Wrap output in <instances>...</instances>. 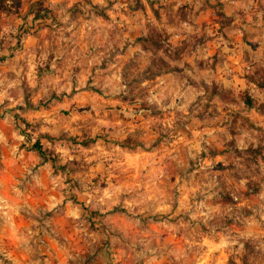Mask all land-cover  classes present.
<instances>
[{"label":"rangeland","instance_id":"1","mask_svg":"<svg viewBox=\"0 0 264 264\" xmlns=\"http://www.w3.org/2000/svg\"><path fill=\"white\" fill-rule=\"evenodd\" d=\"M0 264H264V0H0Z\"/></svg>","mask_w":264,"mask_h":264},{"label":"trees","instance_id":"2","mask_svg":"<svg viewBox=\"0 0 264 264\" xmlns=\"http://www.w3.org/2000/svg\"><path fill=\"white\" fill-rule=\"evenodd\" d=\"M38 149L41 150V147L38 145Z\"/></svg>","mask_w":264,"mask_h":264}]
</instances>
